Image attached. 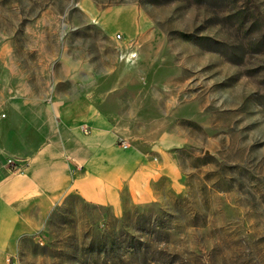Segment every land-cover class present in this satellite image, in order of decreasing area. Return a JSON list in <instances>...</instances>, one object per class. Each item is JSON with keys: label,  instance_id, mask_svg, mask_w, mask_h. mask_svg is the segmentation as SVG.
Instances as JSON below:
<instances>
[{"label": "rangeland", "instance_id": "rangeland-1", "mask_svg": "<svg viewBox=\"0 0 264 264\" xmlns=\"http://www.w3.org/2000/svg\"><path fill=\"white\" fill-rule=\"evenodd\" d=\"M127 50L156 176L112 205L68 196L14 264H264V0H0V102Z\"/></svg>", "mask_w": 264, "mask_h": 264}, {"label": "crops", "instance_id": "crops-1", "mask_svg": "<svg viewBox=\"0 0 264 264\" xmlns=\"http://www.w3.org/2000/svg\"><path fill=\"white\" fill-rule=\"evenodd\" d=\"M130 52L136 51L123 55L131 63L102 71L89 53L51 71L44 96L0 102V264L8 258L14 264L19 241L40 232L68 196L112 205L123 189L134 191L156 176L152 153L162 140L159 134L142 146L135 135L137 121L152 113V99L138 95L144 83L134 69L137 53L129 59Z\"/></svg>", "mask_w": 264, "mask_h": 264}, {"label": "built area", "instance_id": "built-area-1", "mask_svg": "<svg viewBox=\"0 0 264 264\" xmlns=\"http://www.w3.org/2000/svg\"><path fill=\"white\" fill-rule=\"evenodd\" d=\"M115 38H119V35L116 34L115 35ZM128 57H129V59H134L135 58V52H130L128 54ZM0 116L2 117L3 114H0ZM121 144H122V146H125L126 145L125 143H121ZM7 163H8V165H10V167L12 168V170H14L16 168V165L14 164V162L11 159H7ZM6 264H12V262L10 261L9 258L6 259Z\"/></svg>", "mask_w": 264, "mask_h": 264}]
</instances>
